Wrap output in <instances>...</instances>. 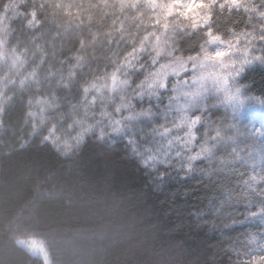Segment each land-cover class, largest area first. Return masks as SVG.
Listing matches in <instances>:
<instances>
[{
	"label": "trees",
	"instance_id": "trees-1",
	"mask_svg": "<svg viewBox=\"0 0 264 264\" xmlns=\"http://www.w3.org/2000/svg\"><path fill=\"white\" fill-rule=\"evenodd\" d=\"M60 2L62 16L59 4L53 9L44 0H29L33 9L43 5L41 16L55 12L66 17V25H86L92 40L82 45L106 39L127 48L121 63L128 67L146 59L154 69L140 85L146 82L156 69L160 32L169 25L163 21L166 11L152 0ZM260 2L249 0V10L215 3L205 27L171 30L170 54L186 60L201 55L209 37L230 42L250 34L264 11ZM30 23L39 25L34 10ZM7 28L0 15V34ZM17 61L21 69L27 63L20 55ZM111 77L123 80L115 73ZM108 82L93 80L76 88L65 77L53 84L34 69L22 81L28 85L34 129H47L53 143L65 133L75 137L74 116L82 118L86 106L95 114L104 102L94 90ZM237 84L264 85V68L245 70ZM171 85L159 103L144 97L145 109L151 104V110L132 109L141 116L125 122L123 134L100 128L82 134L78 142L86 139L89 147L71 167L54 161L47 148L0 145V264H41L19 244L29 240L51 248L58 264H264V160L250 157L248 146L244 151L234 146L235 157L229 156L231 145L200 153L204 135L222 134L234 122L227 110L215 107L191 115L189 125L175 126L166 117ZM54 117L64 126L48 127ZM108 145L120 151L113 153ZM122 152L134 155L138 164L121 160ZM46 162L54 173L46 170Z\"/></svg>",
	"mask_w": 264,
	"mask_h": 264
},
{
	"label": "rangeland",
	"instance_id": "rangeland-1",
	"mask_svg": "<svg viewBox=\"0 0 264 264\" xmlns=\"http://www.w3.org/2000/svg\"><path fill=\"white\" fill-rule=\"evenodd\" d=\"M154 7L166 11V18L169 25L164 28L159 38L160 49L157 51L158 60H155V71L148 77L143 85L138 86L143 97H155L157 102L163 101L162 93L169 91L171 83V94L166 106V117L175 126L184 122L186 125L192 123L191 115H198L215 107L223 108L229 112L232 118L230 130L222 134L204 135L201 139L199 152L211 153L229 149V156H237L234 146L238 145L244 151L248 146L249 156L256 161L264 160V119L245 118L246 113L251 109L250 105L243 108L237 106L233 110L228 96L237 85L242 73L255 66L264 68V11L258 18L257 28L250 34H242L230 42H223L215 37H209L208 44L202 50L201 55L186 60H179L170 54L167 44L171 30L181 27L196 29L205 27L209 13V7L219 2L233 8L249 10L245 5L249 0H152ZM264 7V0L258 4ZM264 10V9H263ZM170 37V36H169ZM159 56L162 59L159 60ZM163 56V57H162ZM158 62L160 64L158 65ZM243 66V67H241ZM127 88V82L111 77L110 82L103 84L99 90H94L98 100H103L99 110L91 113L92 106L83 107L82 118L74 116L76 130L75 137L70 138L67 133L59 135V141L63 147L64 141L68 143L78 142L81 135L96 131L99 128L109 134H123L127 129L125 122L137 120L141 115L139 111L132 112L127 118L120 114L118 107L114 114L107 106L112 98L113 92H122ZM107 90L108 95H105ZM128 108L129 105H124ZM73 128V127H72ZM71 128V131H72ZM178 129V128H177ZM127 131V130H126ZM199 148V147H198ZM247 148V147H246ZM20 246L31 253L33 257L44 259L47 250L36 240L19 242Z\"/></svg>",
	"mask_w": 264,
	"mask_h": 264
},
{
	"label": "clouds",
	"instance_id": "clouds-1",
	"mask_svg": "<svg viewBox=\"0 0 264 264\" xmlns=\"http://www.w3.org/2000/svg\"><path fill=\"white\" fill-rule=\"evenodd\" d=\"M51 3L63 15V3L60 0H44ZM24 5V10L20 5ZM40 7L33 9L29 0H0V15L5 19L8 28L0 34V145L7 144L9 148L18 147L26 150L33 145L47 148L54 161L67 163L69 167L79 162L86 149L88 141L82 140L76 144L64 141L65 146L53 143L47 135V129L36 131L33 119L26 102L28 85L22 81L34 69L53 84L57 80L68 78L70 86L81 88L93 80L105 82L110 80L113 73L127 82V88L122 92H113L108 107L115 114L118 107L121 115H125L133 108L151 110L149 104L145 109V99L138 87L142 79L153 71V66L144 58L137 61L135 67H128L121 63L127 48L109 45L97 41L82 45L81 41H91L92 33L86 25H66L65 18L61 19L55 12L41 16ZM36 12L39 25L33 26L31 12ZM17 55L22 56L27 63L23 69L19 67ZM258 91L264 95V85L253 84L247 92ZM105 95H108L105 90ZM124 105H129L124 108ZM245 118L264 119V109L251 107ZM57 128L64 126V122L55 118L48 125ZM113 153L120 151L114 145H108ZM7 150V149H6ZM120 159L133 165L138 164L132 154L121 153ZM46 170L52 169V164L46 162ZM53 173L55 169H52ZM41 264H58L55 254L48 248L46 257ZM189 264H192L189 261Z\"/></svg>",
	"mask_w": 264,
	"mask_h": 264
},
{
	"label": "snow or ice",
	"instance_id": "snow-or-ice-1",
	"mask_svg": "<svg viewBox=\"0 0 264 264\" xmlns=\"http://www.w3.org/2000/svg\"><path fill=\"white\" fill-rule=\"evenodd\" d=\"M247 89L248 86L244 84H237L234 86L233 90L227 97L228 101L233 106V110L235 111L237 106L243 108L245 105L264 109V95L251 94L250 92H247Z\"/></svg>",
	"mask_w": 264,
	"mask_h": 264
}]
</instances>
